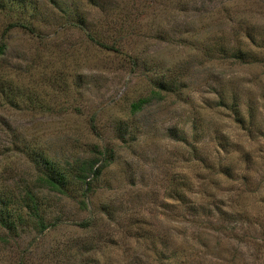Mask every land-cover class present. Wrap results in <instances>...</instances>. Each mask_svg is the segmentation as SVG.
<instances>
[{
  "label": "rangeland",
  "instance_id": "rangeland-1",
  "mask_svg": "<svg viewBox=\"0 0 264 264\" xmlns=\"http://www.w3.org/2000/svg\"><path fill=\"white\" fill-rule=\"evenodd\" d=\"M12 2L0 264H264V0Z\"/></svg>",
  "mask_w": 264,
  "mask_h": 264
},
{
  "label": "trees",
  "instance_id": "trees-1",
  "mask_svg": "<svg viewBox=\"0 0 264 264\" xmlns=\"http://www.w3.org/2000/svg\"><path fill=\"white\" fill-rule=\"evenodd\" d=\"M25 1L27 3L28 0H13L11 6L12 5H18V4L22 5V3H24ZM32 8H34V7H32ZM11 25H19V26L24 27V24L22 22H18V20L12 21ZM4 48H5V44H3V42H0V54L3 53ZM143 102H144V100H139L137 103L133 104V108L134 109H138ZM56 180H59V182H61L63 180V178L62 177H58V178H56ZM47 181L49 183H51V184L55 183V179L52 176L50 178H48Z\"/></svg>",
  "mask_w": 264,
  "mask_h": 264
}]
</instances>
